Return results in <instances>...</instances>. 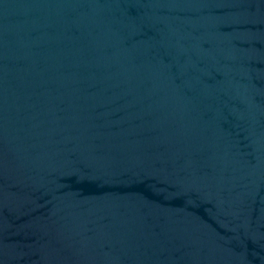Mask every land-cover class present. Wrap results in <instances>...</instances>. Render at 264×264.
<instances>
[{
  "label": "water",
  "instance_id": "95a60500",
  "mask_svg": "<svg viewBox=\"0 0 264 264\" xmlns=\"http://www.w3.org/2000/svg\"><path fill=\"white\" fill-rule=\"evenodd\" d=\"M0 264H264V0H0Z\"/></svg>",
  "mask_w": 264,
  "mask_h": 264
}]
</instances>
